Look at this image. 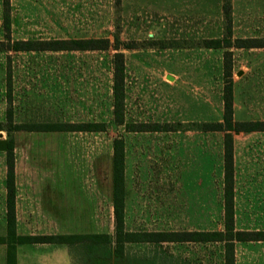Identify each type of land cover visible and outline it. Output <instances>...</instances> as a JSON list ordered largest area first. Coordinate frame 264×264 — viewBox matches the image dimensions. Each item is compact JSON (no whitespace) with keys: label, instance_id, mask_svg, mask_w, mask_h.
Returning <instances> with one entry per match:
<instances>
[{"label":"rangeland","instance_id":"rangeland-1","mask_svg":"<svg viewBox=\"0 0 264 264\" xmlns=\"http://www.w3.org/2000/svg\"><path fill=\"white\" fill-rule=\"evenodd\" d=\"M224 3L10 0L8 41L0 0V41L107 37L113 42L118 35L133 45L120 46L126 62L120 124L113 115L114 47L0 50V138L7 140V150L0 151V237L7 234L11 146L18 235L99 233L114 240L115 139L124 143L126 231L223 229L224 132L203 125L223 119L227 48L204 42L229 35ZM230 3L231 39H264V0ZM230 49L234 120L264 121V47ZM85 123L103 129L61 130ZM233 135L235 225L264 230V130ZM62 189L71 201L50 207L52 195ZM90 240L69 245L74 264H224L221 242L129 241L120 257L94 260L112 255L115 241L109 248L105 241ZM2 249L6 243H0ZM235 264H264V241L236 242Z\"/></svg>","mask_w":264,"mask_h":264},{"label":"trees","instance_id":"trees-1","mask_svg":"<svg viewBox=\"0 0 264 264\" xmlns=\"http://www.w3.org/2000/svg\"><path fill=\"white\" fill-rule=\"evenodd\" d=\"M6 9L3 21L4 29L8 32L10 39V22L8 19V8L10 0H3ZM225 20L229 35L226 39L216 38L206 40V47H224L223 71L226 83L223 90V119L214 123H205L204 130H217L224 132L223 138V208L224 220L222 230H156V231H126L125 227V179H124V143L121 139L114 141L113 158V208L115 218L116 237L113 240L107 234H41V235H18L16 232V180H15V158L11 146L7 151V176H6V236L0 237V243L7 244V264H16V247L23 242L32 243H63L68 245L82 244L85 239H91L90 244L98 245L105 241L110 244L115 241L112 255L108 257L98 256V258L120 257L122 255L125 242L145 241V242H221L224 249V264H235V243L246 241H264V230H241L235 225V164H234V135L235 131H255L264 130V121H235L234 120V92H233V59L231 47L253 48L264 47V39L236 38L231 39V3L225 0L224 3ZM122 44V45H121ZM120 46L133 48L130 43H122L116 35L112 42L110 38H52V39H27L15 40L11 43L0 41V50L11 49L15 51L50 50V51H106L111 47L117 49L112 56L113 70V115L117 123L124 122V99H125V79L126 62L125 54L120 51ZM12 112L8 114V120L12 122ZM17 127L7 128L8 130ZM47 128L48 127H44ZM0 129L3 126L0 125ZM58 129V127H49ZM103 126L98 123H85L82 125L66 124L61 130H102ZM155 130L159 129L154 127ZM144 130V129H140ZM103 242V243H105ZM109 243V244H108Z\"/></svg>","mask_w":264,"mask_h":264},{"label":"crops","instance_id":"crops-1","mask_svg":"<svg viewBox=\"0 0 264 264\" xmlns=\"http://www.w3.org/2000/svg\"><path fill=\"white\" fill-rule=\"evenodd\" d=\"M71 198L66 194V189L57 191L51 197L50 207L55 206L56 201L66 203ZM0 264H7V249L0 251ZM16 264H74V260L68 244L23 242L16 247Z\"/></svg>","mask_w":264,"mask_h":264},{"label":"water","instance_id":"water-1","mask_svg":"<svg viewBox=\"0 0 264 264\" xmlns=\"http://www.w3.org/2000/svg\"><path fill=\"white\" fill-rule=\"evenodd\" d=\"M7 150V140L4 138H0V151Z\"/></svg>","mask_w":264,"mask_h":264}]
</instances>
